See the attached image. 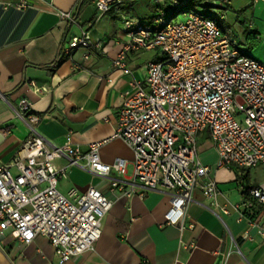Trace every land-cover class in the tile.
I'll use <instances>...</instances> for the list:
<instances>
[{
    "label": "crops",
    "instance_id": "crops-1",
    "mask_svg": "<svg viewBox=\"0 0 264 264\" xmlns=\"http://www.w3.org/2000/svg\"><path fill=\"white\" fill-rule=\"evenodd\" d=\"M20 1L0 0V163L11 160L28 136L29 126L18 115L19 99L25 96L39 114L36 129L46 140L61 145L69 138L86 152L91 142L106 139L100 146L101 160L112 163L124 158L125 179H131L133 151L121 138L113 137L117 117L126 92L133 83L143 85L148 63L158 61L161 50H131L124 60L127 71L114 68L113 59L129 40L123 17L149 25L158 14L173 17L187 0H123L102 16L94 0H26L19 7ZM206 2L218 8L228 26L225 34L244 53L264 62V0ZM62 12H70L71 19L62 17ZM82 29L89 30L90 45L67 55L68 42ZM197 145L198 158L216 181L218 206H210L197 186L183 228L165 222L170 206L165 189L143 196H115L108 189V178L68 165L65 157L56 158L57 167L68 165L58 184L63 194L71 188L85 191L96 186L112 199L101 237L93 250L59 262L46 237L37 235L22 244L5 232L0 236V264H264L260 232L264 222L252 224L241 206V185L246 189L263 185L264 165L218 166L207 130L199 134ZM108 175L118 177L113 171Z\"/></svg>",
    "mask_w": 264,
    "mask_h": 264
},
{
    "label": "built area",
    "instance_id": "built-area-1",
    "mask_svg": "<svg viewBox=\"0 0 264 264\" xmlns=\"http://www.w3.org/2000/svg\"><path fill=\"white\" fill-rule=\"evenodd\" d=\"M122 1L94 0L93 5L102 16ZM25 4L21 0L18 6ZM61 15L71 19L70 12ZM183 16L171 23L172 17L161 13L149 25L123 17L129 40L113 59L114 68L127 71L124 60L131 50H161L160 59L148 63L143 85L133 83L126 92L117 117L113 137L121 138L133 151L131 179H125L124 158L112 163L101 160L100 146L106 139L91 142L86 152L69 138L55 145L38 133L39 114L29 99H19L18 115L28 124L29 133L14 157L0 163V236L10 232L23 244L42 235L59 262L95 248L112 199L96 186L85 191L71 188L65 194L59 191L68 165L108 178V189L115 196H143L165 189L170 202L165 222L179 228L197 186L210 206H218L216 181L198 158L200 133L209 132L218 166L264 165V62L244 53L211 17L193 10ZM90 38L89 30L82 29L68 42L65 53L88 48ZM28 84L33 86L34 81ZM63 157L68 165L57 167L53 160ZM111 171L118 177H109ZM243 199L242 209L263 205L264 184L249 188ZM257 213L250 219L259 226L264 212ZM260 232L264 234L263 227Z\"/></svg>",
    "mask_w": 264,
    "mask_h": 264
},
{
    "label": "trees",
    "instance_id": "trees-1",
    "mask_svg": "<svg viewBox=\"0 0 264 264\" xmlns=\"http://www.w3.org/2000/svg\"><path fill=\"white\" fill-rule=\"evenodd\" d=\"M196 7H202L203 11L201 13H203L206 16L211 17L214 20V22H216V24L219 26V28L222 29L224 33L227 32L228 26L226 25L224 19L221 18V15L218 12L215 13V15L212 14L211 9L215 8L212 4L207 3L206 0H187L186 6H185L186 10L187 9L195 10ZM182 9L177 8L175 9V12L181 11ZM166 15L169 16L170 14H166ZM57 62L58 60L55 61V65L57 64ZM248 190L249 189L245 188V190L242 191L243 197L247 196ZM262 207L263 205L257 204L250 208H243L242 213H244L249 219L254 218L258 214L257 212L261 210Z\"/></svg>",
    "mask_w": 264,
    "mask_h": 264
},
{
    "label": "rangeland",
    "instance_id": "rangeland-1",
    "mask_svg": "<svg viewBox=\"0 0 264 264\" xmlns=\"http://www.w3.org/2000/svg\"><path fill=\"white\" fill-rule=\"evenodd\" d=\"M187 8V7H186ZM186 8L184 7L181 11L177 12L176 14L173 15L172 19H171V23L175 22V21H180L184 18V13L186 12ZM197 13H201L203 11L202 7H196V9L194 10ZM211 12L213 15H215V13L218 12V8H213L211 9Z\"/></svg>",
    "mask_w": 264,
    "mask_h": 264
}]
</instances>
